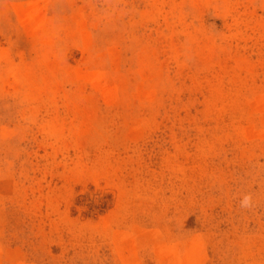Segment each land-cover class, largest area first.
I'll list each match as a JSON object with an SVG mask.
<instances>
[{
    "label": "rangeland",
    "instance_id": "1",
    "mask_svg": "<svg viewBox=\"0 0 264 264\" xmlns=\"http://www.w3.org/2000/svg\"><path fill=\"white\" fill-rule=\"evenodd\" d=\"M0 264H264V0H0Z\"/></svg>",
    "mask_w": 264,
    "mask_h": 264
},
{
    "label": "clouds",
    "instance_id": "2",
    "mask_svg": "<svg viewBox=\"0 0 264 264\" xmlns=\"http://www.w3.org/2000/svg\"><path fill=\"white\" fill-rule=\"evenodd\" d=\"M253 206V199L250 194L244 195L240 200V207L243 209H249Z\"/></svg>",
    "mask_w": 264,
    "mask_h": 264
}]
</instances>
